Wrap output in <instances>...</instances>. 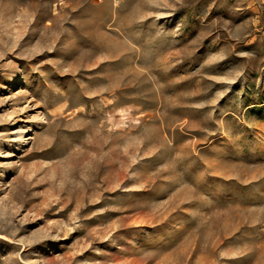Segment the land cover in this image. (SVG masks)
Listing matches in <instances>:
<instances>
[{
    "label": "rangeland",
    "instance_id": "1",
    "mask_svg": "<svg viewBox=\"0 0 264 264\" xmlns=\"http://www.w3.org/2000/svg\"><path fill=\"white\" fill-rule=\"evenodd\" d=\"M0 264H264V0H0Z\"/></svg>",
    "mask_w": 264,
    "mask_h": 264
},
{
    "label": "bare ground",
    "instance_id": "2",
    "mask_svg": "<svg viewBox=\"0 0 264 264\" xmlns=\"http://www.w3.org/2000/svg\"><path fill=\"white\" fill-rule=\"evenodd\" d=\"M111 170V169H110ZM88 171V170H87ZM91 171V170H90ZM100 171V170H99ZM99 173V172H98ZM99 174H101V173H99ZM99 177V176H98ZM83 181V180H82ZM85 182V181H84ZM104 183V182H103ZM86 184V183H85ZM88 187V186H87ZM90 187V186H89ZM94 187V186H93ZM100 187V186H99ZM90 189V188H89ZM96 190V189H95Z\"/></svg>",
    "mask_w": 264,
    "mask_h": 264
},
{
    "label": "built area",
    "instance_id": "3",
    "mask_svg": "<svg viewBox=\"0 0 264 264\" xmlns=\"http://www.w3.org/2000/svg\"><path fill=\"white\" fill-rule=\"evenodd\" d=\"M116 2H120V1H122V0H115Z\"/></svg>",
    "mask_w": 264,
    "mask_h": 264
}]
</instances>
